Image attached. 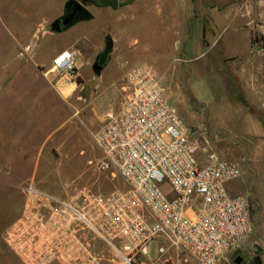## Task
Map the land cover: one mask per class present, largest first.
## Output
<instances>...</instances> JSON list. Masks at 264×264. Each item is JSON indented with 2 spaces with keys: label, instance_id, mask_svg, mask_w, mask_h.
Instances as JSON below:
<instances>
[{
  "label": "rangeland",
  "instance_id": "rangeland-1",
  "mask_svg": "<svg viewBox=\"0 0 264 264\" xmlns=\"http://www.w3.org/2000/svg\"><path fill=\"white\" fill-rule=\"evenodd\" d=\"M63 1L0 0V264H22L4 232L21 211L27 178L58 194L124 187L115 170L95 167L93 136L121 105L126 69L141 60L157 68L199 145L241 167L228 185L249 197L253 231L217 264L253 257L264 264V0H116L118 10L92 3L94 17L52 30ZM106 34L117 45L112 39L100 73L96 54L77 55L75 75L35 66L34 59L46 68L52 51L77 35L91 46ZM100 245L106 264L111 257L122 264L106 241ZM167 255L175 258L172 249ZM175 264L198 263L182 253Z\"/></svg>",
  "mask_w": 264,
  "mask_h": 264
},
{
  "label": "built area",
  "instance_id": "built-area-1",
  "mask_svg": "<svg viewBox=\"0 0 264 264\" xmlns=\"http://www.w3.org/2000/svg\"><path fill=\"white\" fill-rule=\"evenodd\" d=\"M51 68L77 74L74 51H61ZM122 90L93 137L95 167L115 170L124 187L58 194L27 178L21 211L4 232L24 264H103L101 240L122 264H175L182 253L217 264L253 231L248 196L228 185L240 165L191 136L157 68L132 63Z\"/></svg>",
  "mask_w": 264,
  "mask_h": 264
},
{
  "label": "crops",
  "instance_id": "crops-1",
  "mask_svg": "<svg viewBox=\"0 0 264 264\" xmlns=\"http://www.w3.org/2000/svg\"><path fill=\"white\" fill-rule=\"evenodd\" d=\"M67 0H64L63 1V5H62V7L60 8V10H58V12H56L55 13V15H56V17L57 16H59V15H61L62 14V12H63V10H64V7H65V2H66ZM81 1V0H80ZM84 2V1H83ZM92 3H93V5H95V6H97V8H110V10H118L119 9V4L118 3H116V5H111V4H101V3H96V2H94V1H87L86 3H85V7H86V9L91 13V16H89V17H87V18H77L75 21H73L70 25H73V24H75V23H78V22H80V21H83V20H85V19H88V18H92V17H94V11H93V9H92V7H91V5H92ZM70 25H68L67 27H69ZM66 27V28H67ZM65 29V28H64ZM63 30V29H62ZM103 34H104V32H102ZM106 36H109V34H106L105 35V37ZM110 37V36H109ZM83 38H85V37H83ZM111 38V40L113 39L112 37H110ZM88 39V38H87ZM86 39V40H87ZM89 40V39H88ZM82 41V37L80 36V35H77V36H75L70 42H69V44H67V45H63V46H61V47H56L53 51H52V53H51V55H50V60H49V65L46 67V68H44V66L43 65H41V64H39V61H37V60H35L34 59V63H35V66L38 68V69H40V70H42V71H47V72H50V71H53L54 69H52L51 67H52V62H53V58L57 55V54H59L61 51H63L64 49H71V50H73L74 51V59H75V63H76V65L77 66H80V65H82V61H79V60H77V55H84L85 56V61H89V59H90V56H92V55H94V54H97L98 53V51H100L101 49H102V47H103V45H104V41H105V38H104V40H103V38L99 41V42H96V43H93L91 46H90V44H89V41H88V44L87 43H85V45L86 46H84L83 44H81L80 42ZM116 43H115V41H114V39H113V47H116ZM28 48V47H27ZM96 56V55H95ZM97 247H98V249L101 251V253H102V256H103V248L101 247V245L98 243V245H97ZM20 259V258H19ZM114 260V263L113 264H119L120 262H119V260H117V259H113ZM22 262V261H21ZM102 263L103 264H106L105 263V261H104V258L102 259ZM22 264H24L23 262H22Z\"/></svg>",
  "mask_w": 264,
  "mask_h": 264
},
{
  "label": "water",
  "instance_id": "water-1",
  "mask_svg": "<svg viewBox=\"0 0 264 264\" xmlns=\"http://www.w3.org/2000/svg\"><path fill=\"white\" fill-rule=\"evenodd\" d=\"M84 0H67L65 2V7L66 10L63 14L55 17L54 19L51 20L49 26L52 30H56V31H60L64 28H66L68 25H70L73 21H75L77 18H82V17H88L87 16V12H89L87 9L84 11L80 12V15L78 16H74V14H69L67 11V8L69 7L70 4L72 3H78L79 7L83 6V2ZM109 59V54L106 52V50L104 51H99L95 58L94 61L92 63V68L96 73H100L101 69L106 65L107 61ZM239 259L236 258V261H238Z\"/></svg>",
  "mask_w": 264,
  "mask_h": 264
},
{
  "label": "flooded vegetation",
  "instance_id": "flooded-vegetation-1",
  "mask_svg": "<svg viewBox=\"0 0 264 264\" xmlns=\"http://www.w3.org/2000/svg\"><path fill=\"white\" fill-rule=\"evenodd\" d=\"M87 1H91V2L94 1L96 3H101V4L116 5V0H84V2H82L83 3V6H80V7H79L78 3H75V2L72 3V4H70L69 7L67 8L68 13L69 14L72 13V14H74V16L80 15V12L81 11L86 10L85 3ZM65 10H66V7H64V10H63L62 14L65 12ZM111 46H112V40H111V38L109 36H106L105 37V41H104V45H103V47H102V49L100 51L106 50V52L109 53ZM241 176H242V172H240L239 176L235 178V180L233 181V184ZM241 187H245V189L247 190V189H249L248 188L249 187V184L245 182V183L241 184ZM239 258L240 257H238V259ZM246 264H262V263H261L260 257H253V258L247 259L246 260Z\"/></svg>",
  "mask_w": 264,
  "mask_h": 264
},
{
  "label": "trees",
  "instance_id": "trees-1",
  "mask_svg": "<svg viewBox=\"0 0 264 264\" xmlns=\"http://www.w3.org/2000/svg\"><path fill=\"white\" fill-rule=\"evenodd\" d=\"M86 14H87L88 17L91 16L90 12H87ZM82 18H87V17H82Z\"/></svg>",
  "mask_w": 264,
  "mask_h": 264
}]
</instances>
